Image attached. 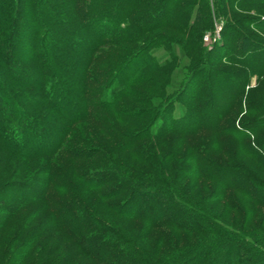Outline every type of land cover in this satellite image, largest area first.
<instances>
[{
  "label": "trees",
  "instance_id": "obj_1",
  "mask_svg": "<svg viewBox=\"0 0 264 264\" xmlns=\"http://www.w3.org/2000/svg\"><path fill=\"white\" fill-rule=\"evenodd\" d=\"M262 8L0 0V264H264Z\"/></svg>",
  "mask_w": 264,
  "mask_h": 264
},
{
  "label": "rangeland",
  "instance_id": "obj_2",
  "mask_svg": "<svg viewBox=\"0 0 264 264\" xmlns=\"http://www.w3.org/2000/svg\"><path fill=\"white\" fill-rule=\"evenodd\" d=\"M193 9L194 10H196V7H193ZM264 8H262L261 10H258V13L260 14V15H262L263 16V18H264V10H263ZM247 13V12H246ZM245 13V14H246ZM262 18V19H263ZM220 26L221 27V25H222V22H221V24L220 23H218L217 21L215 22V24H214V30L212 31H207L205 34H204V36H203V42H204V37L205 36H213V33H214V31H215V28H216V26ZM242 30V29H241ZM244 31V30H243ZM250 31H251V33H253L254 35H257V36H260V37H263L264 36V34L262 33V32H259L258 30H256V29H254V28H252V27H250ZM221 34V33H220ZM209 45H212V43H210V44H208V43H206V42H204V46L205 47H207V46H209ZM158 55H159V57L162 59L164 56H163V54H162V52H158ZM258 84H260L259 86H258ZM250 86H251V88H254V89H252L251 91H253L251 94H250V99L252 100V99H254V100H256V101H258V102H260L261 104H263L264 105V81L262 82V80L261 81H259V83H257V79L254 77V78H252L251 79V81H250ZM257 89V90H256ZM247 94H248V91L246 90V93H245V96L243 97V101H242V105H243V110L245 111V108H246V106H245V104H246V99H247ZM249 99V100H250ZM248 100V101H249ZM244 115V113L242 114V116ZM240 118H241V116H239V119L238 120H240ZM243 120V122H245V121H248V120H251V117L250 116H246L245 118H242ZM243 122H241V123H243ZM261 173V175H263V177H264V172H260ZM211 188L209 189V190H206V192H203V193H201L202 195H201V199H203V196H208L209 194H211ZM241 200V199H240ZM243 202V201H242ZM222 205H224V204H222ZM210 207V209H213V210H217L220 214L222 213V209L221 208H219V204H218V206L217 205H210L209 206ZM221 207H223V206H221ZM248 211H250V210H246V212H248ZM233 215V214H232ZM263 215H264V211L263 210H257L256 211V214H255V220H259V221H261L262 220V218H263ZM232 217L233 216H231V217H227L225 220H226V222L227 223H230V224H232L233 225V221H232ZM241 219V218H240ZM240 219L238 218V220L240 221ZM175 235H177L178 236V234H175ZM180 236H181V234H179ZM181 238V237H180ZM182 240H184L183 238H181ZM154 240H156V237H154L153 236V238L152 239H150V240H148L149 242H150V244L151 243H154Z\"/></svg>",
  "mask_w": 264,
  "mask_h": 264
},
{
  "label": "built area",
  "instance_id": "obj_3",
  "mask_svg": "<svg viewBox=\"0 0 264 264\" xmlns=\"http://www.w3.org/2000/svg\"><path fill=\"white\" fill-rule=\"evenodd\" d=\"M221 30H222V27H220V26H216V28H215V31H214V33H213V36H205L204 37V42H206V43H208V44H210V43H215V42H217L219 39H220V33H221Z\"/></svg>",
  "mask_w": 264,
  "mask_h": 264
}]
</instances>
